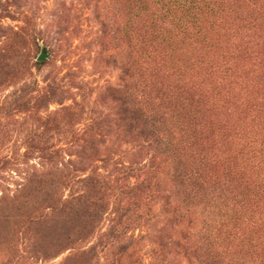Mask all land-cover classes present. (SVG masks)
<instances>
[{"label":"trees","instance_id":"obj_1","mask_svg":"<svg viewBox=\"0 0 264 264\" xmlns=\"http://www.w3.org/2000/svg\"><path fill=\"white\" fill-rule=\"evenodd\" d=\"M83 1L115 82L60 57L62 11L51 37L0 26L26 166L0 192V264H264V0Z\"/></svg>","mask_w":264,"mask_h":264},{"label":"rangeland","instance_id":"obj_2","mask_svg":"<svg viewBox=\"0 0 264 264\" xmlns=\"http://www.w3.org/2000/svg\"><path fill=\"white\" fill-rule=\"evenodd\" d=\"M20 2H22L20 11L23 14L15 13L12 1L1 0V27H20L23 25V17L26 16L28 19L33 20L37 30L46 33L47 37H51L53 32L48 30L47 26L52 20L53 12L59 11L58 13H60L62 11L68 23H70L68 25V37H74L76 40H73L70 46L65 45L60 48V57H68L69 63L77 67L80 75L85 77L92 87L102 85L106 81L115 82L117 80L118 72L114 70H103L99 74L95 73L93 67L94 53L89 43H91L90 41L97 31V25L83 0H22ZM43 50L49 54L48 47L43 44L37 54L39 55ZM57 65H60V63ZM49 71L50 69L46 68L38 75L41 77L48 74ZM14 89L11 87L1 91L0 103L7 100V97L9 100ZM20 118V115L15 119L0 117V192L14 189L15 184L21 180V172L26 168L21 157L23 152L21 135L17 132V127H19L17 122H20ZM64 256L65 254L48 264H57ZM179 264L189 263L181 261Z\"/></svg>","mask_w":264,"mask_h":264},{"label":"water","instance_id":"obj_3","mask_svg":"<svg viewBox=\"0 0 264 264\" xmlns=\"http://www.w3.org/2000/svg\"><path fill=\"white\" fill-rule=\"evenodd\" d=\"M49 58V54L46 53L45 50L41 51V53L38 55V57L36 58L37 61L42 62L45 61Z\"/></svg>","mask_w":264,"mask_h":264}]
</instances>
